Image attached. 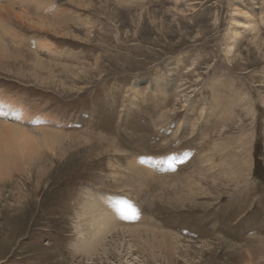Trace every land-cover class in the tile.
Segmentation results:
<instances>
[{
    "label": "rangeland",
    "instance_id": "1",
    "mask_svg": "<svg viewBox=\"0 0 264 264\" xmlns=\"http://www.w3.org/2000/svg\"><path fill=\"white\" fill-rule=\"evenodd\" d=\"M0 1V99L61 139L0 185V264H84L99 196L176 264H264V0Z\"/></svg>",
    "mask_w": 264,
    "mask_h": 264
},
{
    "label": "bare ground",
    "instance_id": "2",
    "mask_svg": "<svg viewBox=\"0 0 264 264\" xmlns=\"http://www.w3.org/2000/svg\"><path fill=\"white\" fill-rule=\"evenodd\" d=\"M2 5H6L4 7L5 9H8L7 6L9 4L7 5L6 3ZM0 9L2 12L3 8L0 7ZM24 13L22 12L21 14ZM9 14H7V18L10 17L8 16ZM18 15H20V13ZM25 15H27V13ZM4 18H6V16H3V19ZM27 19L29 20V18ZM7 20L9 21V19ZM23 21H26V19ZM1 22L0 27L4 28V26H7V24L5 25L2 24L3 22ZM37 22L39 23V21ZM24 23L28 24L27 22ZM24 23L23 25L25 26ZM236 24L237 22H233V25ZM28 25L30 26V24ZM36 26L34 27L33 24V26H30V28H36ZM236 27H240V25H236ZM40 28L38 27V29ZM3 32L6 33L5 37L12 34V31ZM11 39L13 38L11 37ZM18 42L20 43L21 41L16 40V43ZM4 44L0 41V57L3 56L2 58L6 59V57L9 56V53L7 54L6 52L9 51H6V48H4ZM36 46H38L39 48L44 47V49H46V45L41 42H39ZM37 51H39V49ZM12 57H15V55ZM9 60H11V58ZM6 100L7 101H4L3 98L0 99V119H2V122H0V185H3V183L5 184V182L12 183V174H14V172L21 173L26 166L33 164L36 159H38V157L42 154L41 149H43L44 151L47 150L49 152H52L55 156V150L58 144L61 143V139L56 138V136H48L43 131L42 132L44 133V135H42L41 137L35 136L33 133H29L27 131L28 128L25 130V128L15 125L18 118H27V114L22 111V108H16L14 106L16 103L9 104L8 99ZM12 119L15 122L14 124L11 122ZM33 119L34 117L32 118V120ZM44 128L46 127L44 126ZM52 131H50V133ZM149 178H151V175H149ZM23 180L21 181L23 182ZM123 200L124 199L121 198H110L109 201H105L104 197L99 196L96 199L92 200L86 207L82 208V212L81 214H79L78 221L74 226L75 234L77 235V241L72 246V248L73 252H75V255H81L83 257L84 264H176L175 260L180 258V245L182 244V239L180 240L174 234H170L166 231L155 232L152 227L147 228L142 225H137L136 223L131 224V214L129 215L130 212L127 214V210L125 208L126 205L124 206L125 202L124 204L122 203ZM118 203H122L123 206H120V204L117 206ZM129 211L131 210L129 209ZM134 211L138 214L136 209H134ZM132 225L135 226L131 227ZM187 248H189V246H187ZM187 248H185V254H187ZM144 250H146L147 258L143 257ZM198 252L201 254L203 251ZM188 256L189 254H187V257Z\"/></svg>",
    "mask_w": 264,
    "mask_h": 264
}]
</instances>
